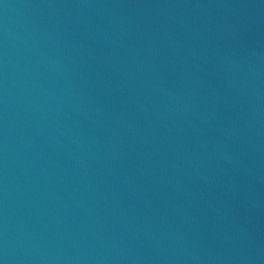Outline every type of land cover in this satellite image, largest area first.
Instances as JSON below:
<instances>
[{
	"label": "water",
	"instance_id": "obj_1",
	"mask_svg": "<svg viewBox=\"0 0 264 264\" xmlns=\"http://www.w3.org/2000/svg\"><path fill=\"white\" fill-rule=\"evenodd\" d=\"M0 264H264V0H0Z\"/></svg>",
	"mask_w": 264,
	"mask_h": 264
}]
</instances>
